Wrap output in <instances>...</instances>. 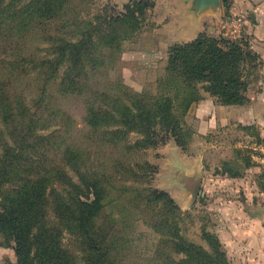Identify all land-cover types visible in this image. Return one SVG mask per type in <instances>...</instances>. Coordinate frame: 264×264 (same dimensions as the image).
Here are the masks:
<instances>
[{"label": "trees", "instance_id": "trees-1", "mask_svg": "<svg viewBox=\"0 0 264 264\" xmlns=\"http://www.w3.org/2000/svg\"><path fill=\"white\" fill-rule=\"evenodd\" d=\"M71 1L60 0L61 5ZM54 2L59 1L0 0V41L24 43L34 32L57 46L53 60L25 47L0 88V118L11 126L10 137L1 136L0 230L14 241L17 264H76L63 247L61 230L49 219L51 211L55 221L72 229L86 264H125L139 221L160 235L154 256L158 264H234L214 233L204 231L209 247L183 234L187 212L168 191L149 185L159 167L146 151L157 147L164 134L187 147L193 131L186 116L205 91L222 104L248 102L250 68L258 54L249 41L214 38L207 32L174 43L157 90L132 92L125 85L104 90L98 103L90 104L100 123L89 121L88 145H74L68 141V123L57 135L41 132L46 130L43 123L50 124L55 111L61 112L54 109L53 96L74 93L81 83L56 60L64 53L53 13L59 3ZM154 5V0H129L124 10L111 7L112 12L107 8L104 14L85 17L86 7L74 15L72 34L78 41L68 40V49L80 50L81 56L97 51L79 71L94 70V75L108 70L124 40L137 32L139 12ZM105 77L109 83V73ZM23 79L27 87H20ZM133 132L140 138L132 139ZM49 153L56 157L49 159Z\"/></svg>", "mask_w": 264, "mask_h": 264}, {"label": "rangeland", "instance_id": "rangeland-1", "mask_svg": "<svg viewBox=\"0 0 264 264\" xmlns=\"http://www.w3.org/2000/svg\"><path fill=\"white\" fill-rule=\"evenodd\" d=\"M58 1L54 2L59 3V7L56 9L57 12L53 13L58 20L59 33L63 35L64 55H59L56 60L58 62L62 60L64 70L67 67L72 77L76 78L79 76L81 83L76 84L74 93L64 97L58 96L56 98L53 96V107L61 112L57 113L55 111L47 122L50 124L43 123L41 127H45L46 130L41 132L57 135L62 133V126L68 123L70 131V140L68 141L74 143V145L86 146L89 143L87 135L91 132L89 121L95 124L100 123L99 115L92 116L91 110L93 108H91L90 104L95 101L98 103L104 90L111 92L109 91L111 88L118 86L117 88L120 89L122 85L131 89L130 91L132 92L144 90L154 92L157 90L159 79L166 72L168 65L172 45H168V43L173 39L165 28L167 26L164 25V23L169 24L172 21V17L167 13L170 9L169 3L171 2L177 8L181 2H178L179 0H154L155 5L153 7L147 9L144 14L139 12L137 32L124 40L113 60V64L110 67L107 66L108 70H104L101 74L95 72L93 75L94 70L84 74L79 69L80 66H83L80 64L89 65L90 59L94 57L92 55H96L97 51L91 50L89 56H81L80 50L68 49V40L78 41V36L72 34L75 27L72 18L86 7L90 9L89 13L84 12V16L86 15L87 17L91 14L94 16L104 14L107 8H109V12H112L111 7L124 10V5L129 0H72L71 2L62 3L64 7L61 5L60 0ZM46 5L50 7L48 2H46ZM186 5L187 7L191 6V0H188ZM232 6L233 0L232 2L231 0H222V5L217 10L218 12L209 11L203 13L206 32L211 37L236 39L231 34V30L235 29V26L232 25L233 23L230 19H237L238 17L232 13ZM220 12H226L223 16L224 20L218 16ZM228 19L230 22L226 21ZM242 27L244 28V26ZM226 32L228 34H224ZM239 39L248 41L245 38ZM25 47L37 51V57L40 55L44 56V53H47V55H50L48 59L51 60L55 58L51 53L57 48V46H52L48 42L47 36H35L34 32L30 34L29 40L24 43L11 44V42L0 41V88L11 73V66L14 64V60L17 59L21 51H24ZM108 73L110 77L109 83H107L105 77ZM13 83L15 85V82ZM20 83L22 84L20 87H27V79L20 80ZM198 86L201 89L202 83H199ZM8 89L11 90L12 85ZM58 125L61 128H58ZM187 125L193 131L192 138L188 144L190 145L196 133L193 126H190L189 123ZM47 126L50 127L47 128ZM9 129H11V126L8 127L0 118V153H2L4 147L1 142V136L10 137ZM247 131V129L238 127L234 130L231 127L227 132H214L208 135L211 141L207 143L209 146L204 144L207 147L204 164L205 170L209 175V182L204 186L205 192L200 195L193 205L189 203V198L186 194H182L177 199L169 193L182 210L187 212L181 223L183 234L190 240L209 247L207 240L203 236L204 231L214 233L219 236L228 257L234 264H249L242 262L243 258H237L234 253L233 240L240 233V230H248V227L236 224L234 217L236 215L243 216L245 213L249 214V203L251 202H255L258 205L264 204L263 172L258 170L254 175L249 174L253 172H250L246 162L243 159L241 160V152L245 150L242 148L241 152H239V148L235 146L237 142L242 145L249 143L251 138L246 136ZM140 135L135 132L131 134L132 139H138ZM157 140V147L149 148L146 151L148 160L156 165L157 163L154 161H156L159 154V148L170 140L177 142L173 135L166 136L165 134L157 138ZM39 141L44 143L42 140ZM203 141L200 136L198 141H195V147L201 148ZM45 147L49 148L46 145ZM55 157L49 153V159H54ZM157 173L151 178L149 185L161 189L157 182ZM235 173L238 174L235 175ZM251 177L252 182L250 183ZM184 201L187 202L185 203ZM183 202L185 205L190 204L191 207L184 209L181 206ZM49 219L56 223V226L61 230L63 247L71 251V254L76 257V264H86L70 226L64 221H55L54 212L52 211L49 212ZM226 239L228 241L223 242ZM159 241L160 235L152 227L143 221H139L133 233L132 251L125 264H158L159 258L154 256L160 243ZM13 247L14 241L10 240L0 230V264H17L18 258Z\"/></svg>", "mask_w": 264, "mask_h": 264}, {"label": "crops", "instance_id": "crops-1", "mask_svg": "<svg viewBox=\"0 0 264 264\" xmlns=\"http://www.w3.org/2000/svg\"><path fill=\"white\" fill-rule=\"evenodd\" d=\"M178 2L181 3L177 8L169 3L170 9L167 13L172 17V21L169 24L164 23L173 38L168 45L191 41L201 32L207 31L203 13L197 14L190 6L187 7V0ZM231 11L238 17L230 19L235 26V29L231 30L232 36L236 39H247L252 50L258 54L256 64L250 68L247 91L249 101L226 105L211 93L203 92V98L191 105L186 116L187 123L195 129L193 142L184 148L170 140L159 148V154L154 161L159 167L157 173L159 187L177 199L186 194L191 205L205 192L204 186L209 182L204 164L207 150L204 144L209 146L207 143L211 139L209 140L208 135L211 133L227 132L231 127L234 130L237 127L247 129L246 136L251 138L249 143L242 145L237 142L235 146L247 151L241 152V160L250 162L248 165L246 163L249 171L253 172L249 174L254 175L259 170L263 172L264 177V0H233ZM225 13L220 12L218 16L224 20ZM226 21L230 22L229 19ZM200 136L204 141L202 147L198 148L195 147V141H198ZM197 184H200V192L197 199H194L191 191ZM184 202L181 206L189 209L191 205H185ZM249 209V214L234 217L236 224L248 227V230H240L233 240L234 253L237 258H243L244 263L264 264V204L251 202Z\"/></svg>", "mask_w": 264, "mask_h": 264}, {"label": "water", "instance_id": "water-1", "mask_svg": "<svg viewBox=\"0 0 264 264\" xmlns=\"http://www.w3.org/2000/svg\"><path fill=\"white\" fill-rule=\"evenodd\" d=\"M188 2V0H187ZM222 5V0H191V9L201 14L207 11H217ZM200 192V184L194 185L191 191V195L194 199H197Z\"/></svg>", "mask_w": 264, "mask_h": 264}]
</instances>
